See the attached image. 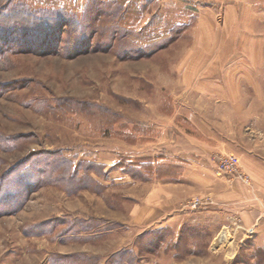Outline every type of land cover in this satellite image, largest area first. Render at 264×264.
I'll return each instance as SVG.
<instances>
[{
	"label": "rangeland",
	"instance_id": "obj_1",
	"mask_svg": "<svg viewBox=\"0 0 264 264\" xmlns=\"http://www.w3.org/2000/svg\"><path fill=\"white\" fill-rule=\"evenodd\" d=\"M229 154L264 163V0H0V264H264Z\"/></svg>",
	"mask_w": 264,
	"mask_h": 264
},
{
	"label": "crops",
	"instance_id": "obj_2",
	"mask_svg": "<svg viewBox=\"0 0 264 264\" xmlns=\"http://www.w3.org/2000/svg\"><path fill=\"white\" fill-rule=\"evenodd\" d=\"M228 5L231 7L236 6ZM227 7V12L229 11ZM232 126V125H231ZM230 126V129H231ZM205 127V125H203ZM208 135V137L200 138L198 143L200 150H205L207 152L211 151L217 144H220L219 140L211 138L213 133L210 129L201 128V132ZM215 140L216 142H213ZM214 143V144H213ZM211 145V146H210ZM215 145V146H213ZM206 152V153H207ZM243 168L249 173L254 182L253 186H246L239 179L235 177H207L204 175L202 177L205 185H210V188H215V194L212 196L215 202L225 203L224 207L228 212L227 219L236 220L240 219L243 224L247 225L249 229L260 230L262 226L264 227V163H262L257 158H249L247 156L241 157ZM214 190V189H213ZM263 221V224H262ZM262 224L260 227L256 228L257 225Z\"/></svg>",
	"mask_w": 264,
	"mask_h": 264
},
{
	"label": "built area",
	"instance_id": "obj_3",
	"mask_svg": "<svg viewBox=\"0 0 264 264\" xmlns=\"http://www.w3.org/2000/svg\"><path fill=\"white\" fill-rule=\"evenodd\" d=\"M241 167V160L239 158L238 155L236 154H229V155H224L221 159H220V163L218 166V174L222 175V174H237L240 179L243 178L244 181H248V183L250 182V177L248 176V174L239 171ZM245 174V175H243Z\"/></svg>",
	"mask_w": 264,
	"mask_h": 264
}]
</instances>
